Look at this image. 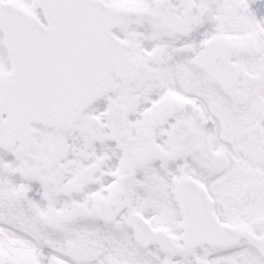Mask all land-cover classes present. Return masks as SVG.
Segmentation results:
<instances>
[{
	"label": "snow or ice",
	"instance_id": "6c2138e0",
	"mask_svg": "<svg viewBox=\"0 0 264 264\" xmlns=\"http://www.w3.org/2000/svg\"><path fill=\"white\" fill-rule=\"evenodd\" d=\"M0 264H264V0H0Z\"/></svg>",
	"mask_w": 264,
	"mask_h": 264
}]
</instances>
